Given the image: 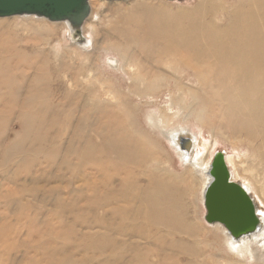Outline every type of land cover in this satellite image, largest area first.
I'll list each match as a JSON object with an SVG mask.
<instances>
[{
	"label": "bare ground",
	"instance_id": "bare-ground-1",
	"mask_svg": "<svg viewBox=\"0 0 264 264\" xmlns=\"http://www.w3.org/2000/svg\"><path fill=\"white\" fill-rule=\"evenodd\" d=\"M90 6L78 37L64 22L12 16L36 35L34 58L0 22V107L13 111L0 118L14 114L21 128L4 158L24 151L20 139L38 130L47 147L30 154L61 161L63 174L41 173L20 192L39 203L52 198L51 211L74 216L59 229L48 223L54 241L40 247L44 258L29 260L264 264V209L250 196L264 206V0H200L177 12L135 0L107 9L103 31ZM28 66H37L31 76ZM66 135V144L57 142ZM224 147L234 180L245 185L230 182L241 190L212 175ZM66 169L70 184H80L70 193L65 184L46 190L42 182L65 181ZM229 223L248 227L235 237Z\"/></svg>",
	"mask_w": 264,
	"mask_h": 264
},
{
	"label": "rangeland",
	"instance_id": "rangeland-1",
	"mask_svg": "<svg viewBox=\"0 0 264 264\" xmlns=\"http://www.w3.org/2000/svg\"><path fill=\"white\" fill-rule=\"evenodd\" d=\"M134 1L135 0H129V1L93 0L92 13L94 12V15L96 17L95 21L99 22L100 14L102 19L98 29H100L101 31L107 29L109 21H111L110 13L107 9L116 8L114 6H118L119 8H125L128 7L129 4ZM145 1L151 6L165 7L172 12H177L179 10L194 9L200 0H175V1L145 0ZM97 13H99V15ZM14 18L16 17H12L10 19L0 18V22L9 26V30L12 31L11 32L12 36L15 37V32H17V37H19L20 42L18 44H15L14 47L16 48L20 47L22 49L21 52L28 53L29 54L28 57L34 58L35 56L34 51L36 48H33L32 41L34 40L32 39L35 38L36 35L32 31L23 29L24 27L22 28L23 19L17 17L16 20ZM35 19L36 18H34L33 20ZM43 22L47 24H56V25L58 24V23H50V21L48 20L46 21V19L43 20ZM28 24L30 26H35L36 23L34 24L32 21H30V23ZM62 36H63V31L59 29L55 34L52 45L55 46V44H57L56 39H60L62 38ZM27 42H29L28 45L25 44ZM69 45L72 46L71 43H69ZM37 51L39 53L42 51L44 52L49 51V47L41 46V49L37 48ZM49 55L50 57L52 56L51 54ZM110 62H111V58H109L108 60L109 65ZM32 63H33L32 61L26 62L27 65H30ZM35 68H37V66L34 68H29L28 66V68L26 69L27 74L31 76V72H33L32 69ZM16 74L17 76L16 77L13 76V78L20 79L23 81V77H21L19 73ZM27 80L28 78L26 77V81ZM20 85L21 84L12 86L11 91L9 89H6L3 94H5L8 91L15 92ZM167 93L168 92H165L164 95H166ZM164 99H168V97L165 96ZM138 104L141 109L144 110L146 108V106L143 103H141V101H138ZM161 105L162 103L160 104V106ZM14 108L17 109V111L20 109V107H14ZM1 110L8 111L9 108L8 106H6L5 108L4 105H2L0 107V111ZM9 111L13 112L11 110ZM36 128H38V126L34 125L33 129ZM20 130H21L20 122L18 120H14V114H11L9 118H0V264H14L18 261L19 263L17 264H38L33 260L32 261L29 260V257L35 256L38 259L44 258V253H42V248L40 247L45 242H53L55 239L54 233H51L49 231L47 232L48 223L52 224L54 229L55 228L59 229L61 226L66 225L67 222H71L74 217L71 214H67L60 218L61 216L60 212H56V209L51 211V208L53 209V203H54L52 198L47 199L45 203L43 202L39 203L37 202V200H35V198L29 196L26 192H24V194L20 192V188L23 189L22 186H26L29 189L32 188L33 185L31 184V179L36 176L38 177L41 173H45L48 175L55 173L63 174V172L58 171V168H62L61 161L58 160L54 161L52 158L45 157V153L43 154L41 151H38L39 154L37 155L36 152L30 154L31 151H37V149L40 148L41 146H43V148H45L46 146L45 144L38 142V134H39L38 130L35 133L30 134V136H28L27 139L24 138L20 139V142L21 141L25 142V145L23 147L24 151H22L17 155L12 156L11 159L4 158L5 151L3 150L7 146H9L14 140H16L15 135H17V133H19ZM205 134L206 136L209 137V134L207 132ZM19 135L22 136L23 133H20ZM56 140L59 143L66 144L68 142V136L66 135ZM17 142H19V139L16 140V143ZM46 144L51 145L50 143H46ZM225 146L230 147V144L226 142ZM218 152L224 153L226 164L231 171L232 180L244 186L245 184L243 180L240 179L234 180L233 178L232 169L227 162V156L229 151L226 150L225 147L223 149L221 148L220 150L215 151L214 157ZM244 153L247 154L248 151H244ZM64 173L67 174L65 181L60 180L58 183H53V181H48V182L44 181L42 182V185L46 188V190H49L51 189L52 186L65 184V186L68 187L69 193L72 192L73 188L77 187V184L80 183L77 182L71 185L70 184L71 172L68 173L66 169ZM53 191H55V189ZM56 192H52V195L53 194L56 195ZM250 196L255 202L257 209H264V206L260 204L259 200L255 197L254 194L251 195L250 193ZM205 215H206V211H205ZM59 242L62 243L63 241H59ZM49 252L50 251H47V254ZM42 264H48V259L43 261ZM94 264H97V262H95Z\"/></svg>",
	"mask_w": 264,
	"mask_h": 264
},
{
	"label": "water",
	"instance_id": "water-1",
	"mask_svg": "<svg viewBox=\"0 0 264 264\" xmlns=\"http://www.w3.org/2000/svg\"><path fill=\"white\" fill-rule=\"evenodd\" d=\"M115 1V0H111ZM127 1V0H116ZM175 1V0H166ZM91 13L90 0H0V18H7L12 16L30 15L39 18L47 19L50 22H64L67 23L70 30L74 32L75 37L82 36L83 26ZM212 175L222 182V186L226 183L231 187H238L233 182H230V171L225 163L223 154L218 153L212 164ZM221 169V170H220ZM241 190V189H239ZM209 204V212L207 219H211L214 212V206L210 202V195L207 196ZM248 203V202H247ZM250 206V205H249ZM251 220L255 217L250 208ZM253 221V220H252ZM256 222V220H254ZM230 231L238 237L247 227L245 224L232 225L229 223ZM236 228V231H233Z\"/></svg>",
	"mask_w": 264,
	"mask_h": 264
}]
</instances>
